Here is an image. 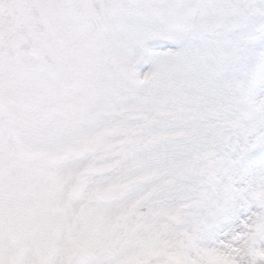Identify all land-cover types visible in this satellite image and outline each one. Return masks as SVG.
Listing matches in <instances>:
<instances>
[{
    "label": "snow or ice",
    "instance_id": "1",
    "mask_svg": "<svg viewBox=\"0 0 264 264\" xmlns=\"http://www.w3.org/2000/svg\"><path fill=\"white\" fill-rule=\"evenodd\" d=\"M98 18L109 101L51 112L54 23L20 48L25 78L0 77V264H264V0H104Z\"/></svg>",
    "mask_w": 264,
    "mask_h": 264
},
{
    "label": "rangeland",
    "instance_id": "2",
    "mask_svg": "<svg viewBox=\"0 0 264 264\" xmlns=\"http://www.w3.org/2000/svg\"><path fill=\"white\" fill-rule=\"evenodd\" d=\"M2 1L0 0V77L8 72L21 80L18 71V65L22 64L18 57L20 48H26L31 42L34 28L48 32L50 24L54 23L59 26V31L54 32V35L50 34L55 45H65L73 38L79 39L81 44L76 45L77 51L73 54L75 59L70 60L69 68L72 69L76 89L75 86L69 87L66 79L62 83L57 81L55 95L50 104L51 112L71 115L83 106L99 100L107 102L112 98L119 86V65L116 62L118 52L103 42L105 27L98 18V13L99 5L104 0H23L19 4L20 10L14 12L12 3L7 7ZM173 15L174 13L160 14L161 23L179 25L180 17L175 23ZM56 47L64 53L60 46ZM80 84L82 86L77 87ZM16 104L22 109V114L15 113L11 119L24 122L33 117L32 109L23 93L17 96ZM3 115L0 100V118ZM9 138L14 149L9 159L25 158L27 153L15 134L10 133Z\"/></svg>",
    "mask_w": 264,
    "mask_h": 264
}]
</instances>
